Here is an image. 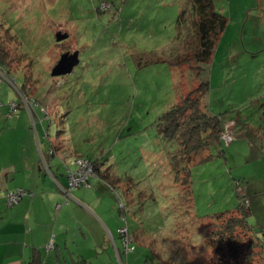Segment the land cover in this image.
I'll return each mask as SVG.
<instances>
[{
	"label": "rangeland",
	"instance_id": "1",
	"mask_svg": "<svg viewBox=\"0 0 264 264\" xmlns=\"http://www.w3.org/2000/svg\"><path fill=\"white\" fill-rule=\"evenodd\" d=\"M185 4L0 0V113L14 112L15 103L19 111L16 120L10 115L2 125L0 163L22 158L23 149L30 154L32 135L39 158L50 153L64 163L71 159V170L80 159L105 163L111 158L106 171L119 178L116 190L104 188L106 199L100 197L98 204L90 192L99 188L91 180L90 188L69 193L79 204L67 199L68 194L58 197L68 244L56 264H216L206 243L221 224L213 217L236 212L239 204L250 209L248 221L254 230L264 228V0H215V10L228 27L205 73L192 62L171 67L169 60L162 61L185 52L190 42L175 41L176 19ZM57 33L67 39L56 42ZM76 51L79 63L72 72L51 77L60 57ZM205 80L209 91L201 97ZM188 94L200 98L202 110L228 121L224 134L231 141L221 138L224 154L212 148L208 162L190 169L192 210L188 198L183 192L180 198L175 189L171 148L158 141L155 130L158 118ZM26 103L37 114L36 124ZM18 118L26 123L20 126ZM57 161L53 158L49 165L53 174ZM59 169V182L66 186L65 175L71 170ZM128 187L131 191L126 192ZM82 201L100 206L112 218L95 246ZM125 220L129 237L144 241L131 243L134 252L121 253L119 259L113 240L123 250L118 228H126ZM47 249H54L53 244ZM254 252L253 264H264V252Z\"/></svg>",
	"mask_w": 264,
	"mask_h": 264
},
{
	"label": "trees",
	"instance_id": "2",
	"mask_svg": "<svg viewBox=\"0 0 264 264\" xmlns=\"http://www.w3.org/2000/svg\"><path fill=\"white\" fill-rule=\"evenodd\" d=\"M175 24V41L182 42L189 39L190 42L184 47L185 52L177 55V57L172 56L162 61L169 60L168 62L171 64V67H175L180 62H192L201 73H205L213 63L218 44L228 27L227 19L216 12L215 0H186V4L180 11ZM188 25L191 26L190 29ZM188 29L191 30L190 35ZM208 84L209 82L205 80L201 88V97L206 96L208 93ZM199 99V97L198 99L196 97L191 98L188 94L186 98L182 99L180 104L171 107L155 123L158 141L163 143L165 148H171V151L168 153L170 155L169 163L174 174L175 189L179 191L178 196L180 198L181 192L188 198L191 210L193 209V199L191 195L192 181L190 169L208 162L212 158L210 154L212 148L216 149L221 155L224 154L221 149L224 142L221 138L224 134V125L228 123V121H224L221 115L214 116L206 110H202L199 105ZM15 106L17 110L18 105L16 103ZM48 128H50V124ZM47 136L49 137L48 133ZM46 155L53 157L50 153ZM107 159L105 158L104 160ZM89 161L93 166L95 178H99L107 186L116 190L115 187L116 183H119V178L112 177L110 172L102 169L106 164L100 163L96 159L95 161ZM129 187L126 188V192L131 191ZM126 195L129 202L132 203L133 197H130L128 194ZM242 200H246L245 195L242 197ZM120 207L125 211L126 206H124V203ZM250 216V209L247 211L243 208L242 204H239L236 212L221 213L213 217V220L221 221L220 226H217V229L206 239L207 246L212 248V252L217 258L214 263L253 264L256 257V254H254L256 252L254 251L258 250L259 254L264 252V245H262L257 231L249 224L248 219ZM194 219L197 220V218ZM125 225L127 230L126 236L129 237L126 220ZM247 234L249 235L248 238ZM124 237L120 235L122 241H124ZM133 237L136 236L134 235ZM133 237H129L131 243L142 244L140 240L143 241V239L140 238L137 241ZM130 246L134 248L132 251L134 252L135 247L131 244ZM191 247L195 248L197 246Z\"/></svg>",
	"mask_w": 264,
	"mask_h": 264
},
{
	"label": "crops",
	"instance_id": "3",
	"mask_svg": "<svg viewBox=\"0 0 264 264\" xmlns=\"http://www.w3.org/2000/svg\"><path fill=\"white\" fill-rule=\"evenodd\" d=\"M24 106L29 109V115L35 123L37 114L33 112L31 106L27 103ZM36 106L40 107V105ZM16 111L6 112L8 114L7 116H5L6 113H0V133L3 131L2 125L6 126L5 118L7 119L11 115L10 118H12V121L16 120L19 115V111ZM18 123L22 126L21 123L25 124L26 122L20 121V118H18ZM28 139V150L31 151L30 154L26 152L27 149H23L22 158H17L7 165L0 163V191L2 195V198H0V264H56V261H59V256L67 251L68 238L64 237L67 235V224L66 221L59 220V214L64 207L59 204L58 197L68 194L66 198L71 199L69 197L71 190L68 192L67 181L66 186H62L59 182V177L62 176L59 166L69 171L71 169L69 168L70 164H68V162H72L73 160L67 159L64 163L61 157L54 155L53 157H48L46 154L40 155L39 158L37 154H35V140L33 141L32 135L29 136ZM76 155L84 157L81 154L76 153ZM53 158H58L57 163L59 165H57L58 170L56 169L57 174H53L49 169L50 162ZM108 159L105 160L104 164L106 165L102 167L103 170H107L105 169L106 166L112 164L109 163ZM96 160L100 162V158ZM91 161H95V159ZM106 161H108V163H106ZM74 168L73 165L71 171H73ZM45 171L47 174H50V177L47 176ZM65 177L67 180L66 175ZM93 180L91 179V185L96 186L99 190L90 192L91 199H93L94 194L96 204H98L100 197L105 198L104 188L107 190H109V188L107 184L99 178L95 180L96 182ZM17 190H23L27 192V195H25L18 204L8 206L5 201V195ZM72 200L79 204L78 200L71 199V201ZM54 203L55 206L53 205ZM58 205H60V209H58ZM80 205H82V208L85 209L88 214L85 220L87 221L86 224L88 227L91 228L92 243L95 246L99 243L98 233L101 231L104 233L106 229L111 227L112 218L106 217L104 212H101L100 206L98 205L90 206L87 204V206L83 201ZM103 217L106 218V222L103 221ZM119 229L120 227L118 230ZM256 231L260 234L261 238L264 239V228H260ZM260 236L258 235L259 238ZM133 239L137 240L138 237H133ZM261 243L264 244V241ZM49 244H53L54 249L48 250ZM108 249L109 248L103 250L104 252H108ZM122 249L123 250H120L113 240V250L115 256L117 255L119 259L121 253L125 252L124 247H122Z\"/></svg>",
	"mask_w": 264,
	"mask_h": 264
},
{
	"label": "built area",
	"instance_id": "4",
	"mask_svg": "<svg viewBox=\"0 0 264 264\" xmlns=\"http://www.w3.org/2000/svg\"><path fill=\"white\" fill-rule=\"evenodd\" d=\"M227 134L228 133L223 134L222 136L223 141H224V138L229 139V136H227ZM228 141H230V139ZM224 142L226 143L227 141H224ZM75 167H77L76 168L77 170L75 169V171L69 172L67 174L68 190H71L73 188H79V187L86 188V189L90 188L91 187L90 180L95 177L93 173L92 164L87 159H80L76 161ZM25 195H27V192L23 190H17L16 192L8 193L6 195V201H7L8 206H13V205L18 204L21 198L24 197ZM118 233L121 236H125L124 241H123L125 252L126 253L132 252L134 248L130 246L131 240L130 238H128V236H126V233H127L126 228L119 229Z\"/></svg>",
	"mask_w": 264,
	"mask_h": 264
},
{
	"label": "water",
	"instance_id": "5",
	"mask_svg": "<svg viewBox=\"0 0 264 264\" xmlns=\"http://www.w3.org/2000/svg\"><path fill=\"white\" fill-rule=\"evenodd\" d=\"M67 39L66 34L57 33L55 35L56 42H61ZM79 54L74 52L73 54L65 53L60 57L58 63L51 70V77H60L68 75L72 72L73 68L79 63Z\"/></svg>",
	"mask_w": 264,
	"mask_h": 264
}]
</instances>
